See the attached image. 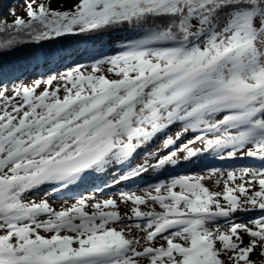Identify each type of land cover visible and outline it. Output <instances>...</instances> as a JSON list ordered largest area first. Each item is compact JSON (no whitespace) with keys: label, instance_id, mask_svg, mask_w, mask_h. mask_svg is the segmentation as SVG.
<instances>
[{"label":"snow or ice","instance_id":"1","mask_svg":"<svg viewBox=\"0 0 264 264\" xmlns=\"http://www.w3.org/2000/svg\"><path fill=\"white\" fill-rule=\"evenodd\" d=\"M16 3L0 264H264V0Z\"/></svg>","mask_w":264,"mask_h":264},{"label":"rangeland","instance_id":"2","mask_svg":"<svg viewBox=\"0 0 264 264\" xmlns=\"http://www.w3.org/2000/svg\"><path fill=\"white\" fill-rule=\"evenodd\" d=\"M21 2H22V0H21ZM19 7L20 6H18V10H19ZM208 160H214L215 163H212V165L210 164L211 166H215V167H227L228 166V162L227 161H221L219 158H215V159L207 158V159H204V160L200 161V166L199 167L192 168L191 165H188L187 167L192 168V170H197L198 171L205 165L206 162H208ZM184 167H185L184 165H181V168H184ZM161 178H165V177H161ZM206 183L211 184V181H206ZM121 187H124V185L121 184ZM113 190H115L114 187H113ZM254 258L260 259V257L258 255L255 256Z\"/></svg>","mask_w":264,"mask_h":264},{"label":"trees","instance_id":"3","mask_svg":"<svg viewBox=\"0 0 264 264\" xmlns=\"http://www.w3.org/2000/svg\"><path fill=\"white\" fill-rule=\"evenodd\" d=\"M13 6H16L18 9L19 5L16 3V0H0V8L3 9V13L5 16H7V9ZM8 19L10 20L11 17L8 16ZM18 55H22V53H18Z\"/></svg>","mask_w":264,"mask_h":264}]
</instances>
